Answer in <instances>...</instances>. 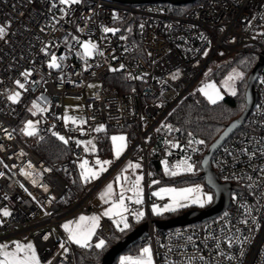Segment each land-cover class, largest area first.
Masks as SVG:
<instances>
[{"label": "built area", "instance_id": "obj_1", "mask_svg": "<svg viewBox=\"0 0 264 264\" xmlns=\"http://www.w3.org/2000/svg\"><path fill=\"white\" fill-rule=\"evenodd\" d=\"M173 5L0 0V229L25 242L32 237L39 264H87L79 263L62 225L74 209H91V193L103 182L88 183L79 167L87 154L82 140L95 134L98 144L102 124V130L127 131L130 147L123 158L142 159L145 199L136 204L128 196L126 204L129 213L145 208L153 264H264V0H203L183 12ZM87 40L96 42L90 56L82 47ZM239 54L263 60L247 127L232 133L212 157L221 181L232 184L230 204L209 220L160 230L152 207H164L169 198L154 195L162 185L152 156L169 174L184 157L197 161L195 154H180L184 145L165 131L167 117L212 61L218 68ZM53 56L57 68L49 67ZM108 80L119 81L121 90ZM96 82L101 85L88 95ZM17 93L16 101L9 99ZM68 95L85 96V124L65 117ZM27 116L36 119L31 136L19 128ZM47 135L68 141L62 158L48 161L37 152L38 138ZM204 150V142L194 145V152ZM101 223L102 234L109 235V220Z\"/></svg>", "mask_w": 264, "mask_h": 264}, {"label": "trees", "instance_id": "obj_2", "mask_svg": "<svg viewBox=\"0 0 264 264\" xmlns=\"http://www.w3.org/2000/svg\"><path fill=\"white\" fill-rule=\"evenodd\" d=\"M201 1L203 0H194L188 3L175 4L173 5V8L176 12H183L193 4L200 3ZM256 63L257 56L239 54L223 62L214 70L212 78L217 81H221V79H223L233 68L242 69L244 74L238 81L235 95L225 94L223 99L213 104L203 93L199 90H195L188 94L175 106L167 117L168 127L165 131L174 135L176 139L183 143L184 147L180 149V154H195V157L197 158L195 171H184L173 176L162 168L159 161L153 155L150 165L154 169L156 177L160 180L159 185H186L198 182L205 183V177L202 174L201 166L202 157L207 151L209 145L220 135L226 125L243 112L246 106L247 78ZM108 82L121 90L119 81L108 80ZM246 127L247 123L242 125L236 131H240ZM117 130L118 129L115 128H107L100 131L98 141L99 155H112L113 148L111 136L112 133ZM200 141L205 143V150L202 152H194V145L200 143ZM36 150L43 158L48 161H52L62 158L68 152V147L66 143L59 138L53 135H47L38 138ZM74 176L80 178V174L78 172H75ZM206 187L212 190L209 186L206 185ZM73 189L77 193L80 192L82 189L81 182L79 181L76 185H74ZM185 210H187V208L168 211L161 214L152 213V216L154 219H167L178 216ZM145 220V215L137 220L134 213L130 212L128 214L129 227L124 231H121V228L116 227L112 221H109L111 233L109 235H103L100 228L95 235L96 239L99 238L100 235L104 237L105 246L103 248H97L95 245L91 244L88 247L75 245L79 263L101 264L103 257L109 248ZM144 244L145 238L132 244L120 253L112 264H121V255L123 254H138Z\"/></svg>", "mask_w": 264, "mask_h": 264}, {"label": "rangeland", "instance_id": "obj_3", "mask_svg": "<svg viewBox=\"0 0 264 264\" xmlns=\"http://www.w3.org/2000/svg\"><path fill=\"white\" fill-rule=\"evenodd\" d=\"M84 43L96 45V42L94 40H87V41H84L83 44ZM83 52H84V48H83ZM92 54H93V52H92ZM51 59L49 60V64L51 62ZM57 63H58V59H57ZM216 63H217V61L214 60L206 67L205 71L203 72V74L201 75V77L199 78L197 83L193 86V91H195V90L200 91L201 89H205L210 94H213V92L215 90V91L219 92L221 97H224L225 94H232L233 90H235V92H236L238 81L242 78V76L244 74L242 69L233 68L223 79H221V81H217L216 79L212 78L213 72L216 68ZM238 74H240V75H238ZM100 85H101L100 82H96V83L89 85V87L87 89V94L90 95L92 93V91L96 87H99ZM208 85H213L214 89L208 88L207 87ZM200 92L203 93L202 91H200ZM219 100H221V99H219ZM219 100H217V101H219ZM84 101H85V96H72V95L66 96L65 105H64L65 117L67 119H77L78 118V120H80V123L85 124L86 121L83 118L85 115ZM29 121L32 122L33 129H31V130H33L35 133L36 132V119L32 118L30 116H27V117L22 119V121L19 124V128H20V130H22L25 133V129L27 128ZM101 126L103 127L104 124L100 125V127ZM100 127H98V128H100ZM167 127H168V125H167ZM167 127H166V129H167ZM114 136L115 137L123 136L125 138V140L123 141L124 147L122 148L119 157L116 156V146L118 144H120L121 142L117 141L114 144V142L112 140V137H114ZM111 140H112V148H113V153L111 156L99 155L98 144L96 142V135L95 134L89 139L82 140V143L86 147L87 154H86L85 159L79 163V167L82 163L87 161L86 169H91V170L98 173L97 178H91V179L85 180L84 176L82 175V173L85 172V169H81V167H80L81 176L88 183L97 182L98 180L102 179L104 176H106L108 174L106 176V178L103 180V182L101 183V185L99 186L100 187L99 190L96 192V194H94L92 196V201L93 200L98 201L97 197L101 193V189L106 187L109 184L114 185V188H115L114 194L112 195L111 198H108V199L100 202L98 208H93V209L85 210V211H80L79 209H74L65 217V219L63 220V225H62L64 232L69 237L70 233L67 230H65V228L63 227L65 224H69L72 229H75L77 223L79 222V218L81 216H84L87 218L97 217L98 218V224H97V227L95 228V234L91 237V239L89 241V244L95 245V246L97 243H99L100 240L105 241L104 237L101 235L99 238H97V239L95 238V235L97 234L98 230L102 227V223H101L102 218H107L109 221H112V223L116 227H118L116 221L119 220V217H117V216H106V215H104V213L106 212V210L111 208L114 203L119 201V197H120L121 192H123V194H124V197H125L124 203L127 207V204H126L127 197L128 196H132V197L135 196L134 193L130 190V188H131L133 182L136 181L137 177H142V179L140 180V185H139V187H140V199L142 200V202L145 199V182H144V170H143L142 159L140 157L132 158L131 155L123 158L125 156L126 152L128 151L129 147H130V141L128 139L127 131H125L124 129H119V130L113 132L112 136H111ZM89 142H91V143H89ZM174 142L177 143V141H174ZM97 160L110 161L111 163L104 165V168L106 170L103 172H100V165H98L96 163ZM185 161L187 162V164H191L192 165V171H195V163L188 157H184V158L180 159L179 161H177L176 171H185L184 167H183V162H185ZM116 164H117V166L111 171V169ZM130 164L131 165L139 164L140 167L139 168L129 167ZM178 165H180V167H177ZM120 171H122V173H120ZM117 177H120V179L117 180ZM125 177H127V179H125ZM197 187H199V189H200L199 195L201 196V199H206L207 196H210L211 193H213V191L208 189V188L202 190L201 187L199 186V182L198 183H192V184H186V185H162L156 189L154 188L153 192L159 193V195H156L159 198L168 197L169 200L167 201L166 205H170L173 203V197L175 196V193H173L171 191H161L162 189H175V190H177V192H179V190H182V189H188V188L195 189ZM196 195L194 194V192L190 193L189 199L181 200V203L185 204L186 206L177 207L176 210H181V209H184V208L191 206V205H197V206L205 207L208 202L204 203L203 205H201L200 203H192L191 198H194ZM153 207H152V209H153ZM164 207H162L160 209H163ZM127 209H128V207H127ZM128 212H129V209L127 212L124 213L125 217L127 218V222H128ZM138 212H143L145 214V208L139 207V208L135 209L134 211H132V213H134V214L138 213ZM166 212H168V211H163L162 213H166ZM85 224L90 226L91 221L90 220L85 221ZM123 227H124L123 224H120L118 228H123ZM17 244H19L25 248L27 245L31 244L32 250L35 252L36 259L40 262L39 252H38L36 243L32 237H29L25 242V240L20 238L19 236L8 235V232L6 230L0 229V246H6L0 251L15 252ZM74 245L80 246L76 243H74ZM144 248H148L150 250V255H151L152 264H153L154 258H153L152 248L147 243H145L143 245L141 251L138 254H123V255H121V261H122V258H125V257H129L132 260L146 259L145 255L143 253ZM20 255L23 256L24 253L21 252ZM0 259H3L2 255H0Z\"/></svg>", "mask_w": 264, "mask_h": 264}, {"label": "snow or ice", "instance_id": "obj_4", "mask_svg": "<svg viewBox=\"0 0 264 264\" xmlns=\"http://www.w3.org/2000/svg\"><path fill=\"white\" fill-rule=\"evenodd\" d=\"M62 3L68 4V3H77L79 2V0H61ZM105 32H109V31H114L113 29H109V28H105L104 29ZM4 33V29L0 28V35H3ZM84 48V54L86 56L92 55L93 50L95 49V45L93 44H89V43H84L83 45ZM49 67L51 68H57L59 67V64L57 63V58L55 56L52 57L51 62L49 64ZM27 75V73L25 74ZM240 75V74H238ZM17 84L19 85V87L23 88L24 85L20 84L19 81H17ZM208 88H213V85H208ZM200 91H202L204 93L205 96H207V98L209 99V101L213 104H215L217 102V100L219 99H223V97L220 96L218 91L213 92V94H210L208 91H206L205 89H201ZM232 94L235 95V90L232 91ZM19 93H17L15 96L9 97V99H12L13 101H16L18 99ZM35 107V105H34ZM33 129V125L32 122L29 121L27 128L25 129V134L28 136L34 135V131L31 130ZM97 131H101L102 130V126L100 128L96 129ZM60 140L64 141V143H68L67 140H65V138L63 136L59 137ZM112 140L114 142V144L117 141H120L121 143L118 144L116 146V156L119 157L122 148L124 147L123 141L125 140V138L123 136L121 137H112ZM80 142L77 141V144H79ZM91 143V142H89ZM200 143H203V141H200ZM96 163L98 165H100V172L105 171L106 169L104 168V165L111 163L110 161H100L97 160ZM166 164V162H164ZM86 165H87V161H85L84 163H82L80 165L81 169H85V172L82 173V175L84 176L85 180L91 179V178H97L98 177V173L91 170V169H86ZM129 167H135V168H139L140 165L136 164V165H129ZM177 167H180V165H178ZM183 167L185 171H192V165L191 164H187V162H183ZM165 171L167 172V168H165ZM178 173L176 171L171 172V175L175 176ZM120 177H117V180H119ZM125 179H127V177H125ZM142 179V177H137L135 184L133 185V188L131 189L136 197L135 199V203L136 204H141L142 200L140 199V180ZM161 191H171L173 193H175V196L173 197V203L170 205H166L163 209L157 208V207H153L152 211L155 214H161L163 211H174L176 210L177 207H184L186 206L185 204L181 203V200H187L190 198L189 194L190 193H197V195L194 198H191L192 203H200L201 205H203L204 203L210 202L212 197L211 196H207L206 199H201V196L199 195L200 193V189L199 187L192 189V188H188V189H182L179 190V192H177V190L175 189H162ZM112 194V184H109L107 186V192L106 195H111ZM154 195H159V193H154ZM125 197L123 192H121L120 197H119V201L114 203L113 206L111 208H109L108 210H106V212L104 213V215L106 216H117L119 217V220L116 221L117 226L119 227L120 224H123V228H121V231H124L125 229H127L129 227L128 222H127V218L125 217L124 213L128 211L125 203H124ZM5 216H7L9 213L5 210L3 213ZM136 216V219L139 220L141 217H143L144 213L143 212H138L134 214ZM91 221V225H87L85 224V221ZM98 224V218L97 217H91V218H87L84 216H81L79 218V222L76 225L75 229H72L71 226L69 224H65L63 227L65 228V230H67L70 235H69V239L80 245L81 247H88L89 246V241L91 239V237L95 234V228L97 227ZM105 246V242L103 240H100L99 243L96 244L97 248H103ZM4 247L6 246H0V250H2ZM23 252L24 255L21 256L20 253ZM143 253L146 257V259H138V260H132L129 257H125L122 258L121 264H152V259H151V255H150V250L148 248H144L143 249ZM0 255L3 256V259H0V264H39V261L36 259L35 256V252L32 250V245L29 244L25 247H22L21 245L17 244L16 245V251L15 252H7V251H0Z\"/></svg>", "mask_w": 264, "mask_h": 264}, {"label": "water", "instance_id": "obj_5", "mask_svg": "<svg viewBox=\"0 0 264 264\" xmlns=\"http://www.w3.org/2000/svg\"><path fill=\"white\" fill-rule=\"evenodd\" d=\"M129 3H149L155 1L169 2L172 4H183L194 0H119ZM262 58L258 60L254 68L248 75L247 88H246V106L243 112L230 121L220 135L209 145L207 151L202 157L201 166L202 174L205 177V183L214 191V200L211 204L203 208H191L185 210L182 214L167 218V219H154L158 229H165L173 225H181L194 222H202L214 218L230 204V195L232 184L230 182L221 181L218 173L215 171L212 164V157L216 149L238 128H240L246 121L249 113L251 112L256 100L257 91L255 89V82L262 64ZM111 172V171H110ZM109 173V172H108ZM108 175V174H107ZM106 175V176H107ZM104 176L103 178H105ZM148 222L144 221L132 231L126 234L121 240L112 245L103 257L101 264H112L116 257L125 249L130 247L137 241L144 239L148 235Z\"/></svg>", "mask_w": 264, "mask_h": 264}, {"label": "crops", "instance_id": "obj_6", "mask_svg": "<svg viewBox=\"0 0 264 264\" xmlns=\"http://www.w3.org/2000/svg\"><path fill=\"white\" fill-rule=\"evenodd\" d=\"M115 168V166L111 169V171L113 170ZM106 178V177H105ZM104 178V179H105ZM103 179V180H104ZM101 185V184H100ZM99 185V186H100ZM97 187V188H95L93 191H92V193H91V196H90V206H91V209H93V208H98L99 207V204H100V202H102L103 200H106V199H108V198H111L112 197V195L114 194V191H115V188H114V185H112V194L111 195H106V192H107V186L106 187H104V188H102L101 189V193L98 195V197H97V199H98V201L97 200H93L92 201V196L94 195V194H96V192L99 190V188L100 187ZM128 214H129V212H128ZM68 236V235H67Z\"/></svg>", "mask_w": 264, "mask_h": 264}]
</instances>
